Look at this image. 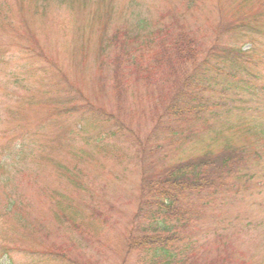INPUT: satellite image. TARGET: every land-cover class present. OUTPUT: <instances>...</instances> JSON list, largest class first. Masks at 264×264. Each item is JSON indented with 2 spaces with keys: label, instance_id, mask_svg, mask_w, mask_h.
I'll return each instance as SVG.
<instances>
[{
  "label": "rangeland",
  "instance_id": "rangeland-1",
  "mask_svg": "<svg viewBox=\"0 0 264 264\" xmlns=\"http://www.w3.org/2000/svg\"><path fill=\"white\" fill-rule=\"evenodd\" d=\"M182 34L212 71L179 121ZM223 150L185 264H264V0H0V264H145L143 180Z\"/></svg>",
  "mask_w": 264,
  "mask_h": 264
},
{
  "label": "trees",
  "instance_id": "trees-1",
  "mask_svg": "<svg viewBox=\"0 0 264 264\" xmlns=\"http://www.w3.org/2000/svg\"><path fill=\"white\" fill-rule=\"evenodd\" d=\"M170 49L165 52L176 58L173 65L189 64L193 70L174 89L166 115L179 121L199 119L203 112L198 90L208 81L210 62H197L198 54L183 34L176 37ZM163 60L160 64L170 63L166 54ZM239 165L235 151L223 150L217 155L187 159L143 180L127 249L144 255L145 264H185L191 251L187 233L204 207L202 194L215 195L217 188L225 187L223 177Z\"/></svg>",
  "mask_w": 264,
  "mask_h": 264
}]
</instances>
